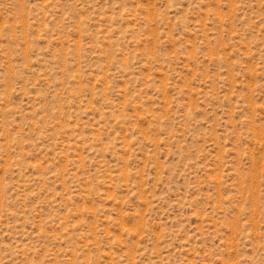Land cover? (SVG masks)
Listing matches in <instances>:
<instances>
[{"label":"rangeland","instance_id":"374dc122","mask_svg":"<svg viewBox=\"0 0 264 264\" xmlns=\"http://www.w3.org/2000/svg\"><path fill=\"white\" fill-rule=\"evenodd\" d=\"M0 264H264V0H0Z\"/></svg>","mask_w":264,"mask_h":264}]
</instances>
